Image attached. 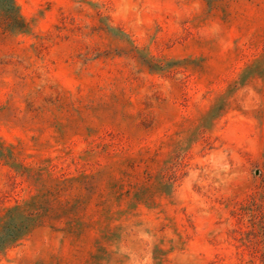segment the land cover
<instances>
[{
	"label": "rangeland",
	"instance_id": "obj_1",
	"mask_svg": "<svg viewBox=\"0 0 264 264\" xmlns=\"http://www.w3.org/2000/svg\"><path fill=\"white\" fill-rule=\"evenodd\" d=\"M12 217L0 264H264V0H0Z\"/></svg>",
	"mask_w": 264,
	"mask_h": 264
},
{
	"label": "trees",
	"instance_id": "obj_2",
	"mask_svg": "<svg viewBox=\"0 0 264 264\" xmlns=\"http://www.w3.org/2000/svg\"><path fill=\"white\" fill-rule=\"evenodd\" d=\"M10 13L14 19L17 18L16 9L14 6L12 7ZM12 220L13 217L0 230V251L6 248L8 245L16 242L29 227L28 223L15 222Z\"/></svg>",
	"mask_w": 264,
	"mask_h": 264
}]
</instances>
